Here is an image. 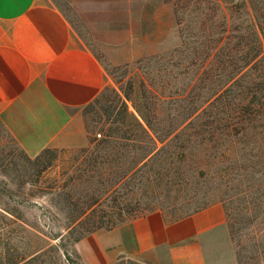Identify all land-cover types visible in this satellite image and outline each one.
I'll return each mask as SVG.
<instances>
[{"label":"rangeland","instance_id":"1","mask_svg":"<svg viewBox=\"0 0 264 264\" xmlns=\"http://www.w3.org/2000/svg\"><path fill=\"white\" fill-rule=\"evenodd\" d=\"M146 19L155 51L82 108L85 146L28 157L0 125V264L41 245L38 264H82L90 232L212 205L224 219L203 237L205 264H264V0H183L179 13L161 0Z\"/></svg>","mask_w":264,"mask_h":264},{"label":"crops","instance_id":"2","mask_svg":"<svg viewBox=\"0 0 264 264\" xmlns=\"http://www.w3.org/2000/svg\"><path fill=\"white\" fill-rule=\"evenodd\" d=\"M160 8L161 0H0L5 133L28 157L85 146L82 108L111 72H124V64L155 51L156 44L147 43L146 17ZM151 25L156 28L155 21ZM223 219L220 205L171 222L154 212L90 232L76 249L82 264H111L120 257L205 264L203 237Z\"/></svg>","mask_w":264,"mask_h":264},{"label":"trees","instance_id":"3","mask_svg":"<svg viewBox=\"0 0 264 264\" xmlns=\"http://www.w3.org/2000/svg\"><path fill=\"white\" fill-rule=\"evenodd\" d=\"M182 2H183V0H173V4L175 6V11L177 9V13H179L180 10H181ZM258 46H259L258 47V51L254 55L253 60H254V63L259 66L260 65V61L262 60V58L264 57V55H263V46H262V43H259ZM133 118H134V121H135V123H134L135 126L140 131L144 132V134H146V136H148L150 139L153 140V136H152V132L153 131H152V129L149 126H147L145 128L142 125V123L139 121V119L136 118L135 116H133ZM45 250L46 249H44L43 245H41L40 247L34 249L33 251H30L28 253H22V254H20L14 261H12L9 264H38V263H41Z\"/></svg>","mask_w":264,"mask_h":264}]
</instances>
